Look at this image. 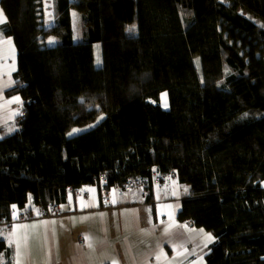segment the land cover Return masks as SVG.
<instances>
[{
  "label": "trees",
  "instance_id": "1",
  "mask_svg": "<svg viewBox=\"0 0 264 264\" xmlns=\"http://www.w3.org/2000/svg\"><path fill=\"white\" fill-rule=\"evenodd\" d=\"M47 1L0 2L19 52L9 93L25 102L0 139V222L177 172L179 218L216 238L207 264H264V0H53L52 26Z\"/></svg>",
  "mask_w": 264,
  "mask_h": 264
},
{
  "label": "crops",
  "instance_id": "2",
  "mask_svg": "<svg viewBox=\"0 0 264 264\" xmlns=\"http://www.w3.org/2000/svg\"><path fill=\"white\" fill-rule=\"evenodd\" d=\"M45 16L52 26L53 0L46 2ZM0 20V27L7 22L1 3ZM18 55L14 38L0 29V139L17 129L24 112L21 95L9 93ZM154 175L145 196L139 187H111L110 198L95 184L72 190L56 216L42 215L32 200L26 211L13 205L9 222H0V238L11 249L10 257L0 255V264H207L215 236L179 218L189 186L177 172ZM23 213L34 216L22 219Z\"/></svg>",
  "mask_w": 264,
  "mask_h": 264
},
{
  "label": "rangeland",
  "instance_id": "3",
  "mask_svg": "<svg viewBox=\"0 0 264 264\" xmlns=\"http://www.w3.org/2000/svg\"><path fill=\"white\" fill-rule=\"evenodd\" d=\"M51 13V12H49ZM72 14H73V27H74V31H75V35H74V39L75 41L78 40L79 38V35L81 33V30H82V27H81V24H80V16H79V12L77 10H72ZM50 21H48L49 23ZM58 38L55 37V36H52L48 39L47 43L48 45H55L57 42H58ZM51 41V43H50ZM95 55H96V65L97 66H101L102 64V49H101V45L99 43H96L95 44ZM160 104L162 105V107H164L165 109H169V98H168V93L167 92H163L161 94V98H160ZM88 128V126H81V127H75L74 129L75 130H78V131H71V134H76V133H79V132H82L84 130H86ZM140 188V190L144 193V196L146 195V189L143 187V186H137ZM143 187V189L141 188ZM102 192L104 193L103 196L105 198H110V193L108 192L107 189H103ZM101 192V193H102ZM40 211V210H39ZM42 214V213H41ZM43 215V214H42Z\"/></svg>",
  "mask_w": 264,
  "mask_h": 264
},
{
  "label": "built area",
  "instance_id": "4",
  "mask_svg": "<svg viewBox=\"0 0 264 264\" xmlns=\"http://www.w3.org/2000/svg\"><path fill=\"white\" fill-rule=\"evenodd\" d=\"M137 186H143V185L140 184L139 182L132 181L125 187V190H130L133 187H137ZM143 187H141V188L143 189ZM39 210L44 216H56L60 212L58 204H52V205L48 206V208L47 207H41V208L39 207ZM32 216H34V215H32V213H27V214H22L21 218L22 219H27V218H30ZM186 222L188 224H193L192 220H188Z\"/></svg>",
  "mask_w": 264,
  "mask_h": 264
},
{
  "label": "snow or ice",
  "instance_id": "5",
  "mask_svg": "<svg viewBox=\"0 0 264 264\" xmlns=\"http://www.w3.org/2000/svg\"><path fill=\"white\" fill-rule=\"evenodd\" d=\"M0 22H4L3 20H0ZM50 43H51V41H50ZM16 100L18 101L19 100V98H16ZM11 102V101H10ZM73 131H78V130H73ZM13 207H15V206H13ZM45 223H47V222H45ZM209 239H211V237L209 236ZM85 240H88V237H85ZM89 247H91V244H89ZM19 249V245H17V250ZM113 264H117V262L116 261H113Z\"/></svg>",
  "mask_w": 264,
  "mask_h": 264
}]
</instances>
